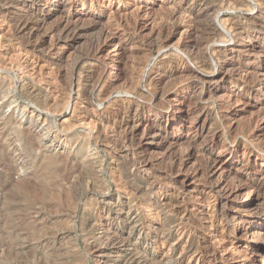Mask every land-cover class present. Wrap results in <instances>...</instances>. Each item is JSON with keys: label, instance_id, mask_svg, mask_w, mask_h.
Instances as JSON below:
<instances>
[{"label": "rangeland", "instance_id": "obj_1", "mask_svg": "<svg viewBox=\"0 0 264 264\" xmlns=\"http://www.w3.org/2000/svg\"><path fill=\"white\" fill-rule=\"evenodd\" d=\"M200 1L0 0V264H264V0Z\"/></svg>", "mask_w": 264, "mask_h": 264}, {"label": "bare ground", "instance_id": "obj_2", "mask_svg": "<svg viewBox=\"0 0 264 264\" xmlns=\"http://www.w3.org/2000/svg\"><path fill=\"white\" fill-rule=\"evenodd\" d=\"M183 1H185V0H183ZM192 3H191V5L192 6H190V7H188L189 8V10L188 11H186L185 12V10H184V12L185 13H189L190 15L191 14H194L195 13V11L198 13V14H201V13H206V12H208L209 10H210V7L208 6V5H206L203 1H200V0H190ZM222 1V0H221ZM37 2V1H36ZM181 3V2H180ZM248 4L247 3V1L246 0H227L223 5H221V7H219V9H218V11L220 10V11H224V10H233V11H236V10H238L239 9V7L240 6H242V5H244V4ZM37 4V3H36ZM220 5V4H219ZM187 8V7H186ZM217 8V7H216ZM242 8V7H241ZM244 8V7H243ZM140 10V9H139ZM176 11V10H175ZM179 11V10H178ZM183 11V10H182ZM217 12V11H216ZM147 13V12H146ZM174 13V12H173ZM112 14V13H111ZM110 14V15H111ZM177 15L179 14L178 12L176 13ZM116 15V14H115ZM219 15V14H218ZM182 17V16H181ZM189 17H192V16H189ZM110 18V17H109ZM177 18V17H176ZM218 18V17H217ZM174 19H175V17H174ZM180 19V18H179ZM185 20V19H184ZM194 20V19H193ZM229 20H231V19H229ZM245 22L244 23H242L240 26H242L241 28H245V29H247V31H240L241 29H238V28H236V27H234V25H231V22L230 21H227V19L226 20H220L219 19V25L221 26V28H222V30L223 31H221L220 29L218 30V29H216L215 31V33H217V34H219L220 35V37H222V36H224L223 38H224V41H222V43H227V42H229V41H231V40H235V38H237L238 36H242L243 37V35H244V33H248L249 31H248V29L251 27V24L253 25L254 23H252L253 21L250 19V18H247L246 20H244ZM179 22V21H178ZM215 22V21H214ZM257 22V21H256ZM212 23V22H211ZM257 24V23H256ZM217 28V27H216ZM214 29V28H213ZM263 32V31H262ZM104 34H106L105 32H104ZM213 34V33H212ZM212 36H214V35H212ZM211 36V37H212ZM217 36V35H216ZM248 36H250V35H248ZM247 36V38H251V37H248ZM207 37H209V35L207 36ZM219 37V36H218ZM257 37V36H256ZM261 37V36H260ZM264 37V36H263ZM109 38V37H108ZM107 38V39H108ZM244 38V37H243ZM106 39V38H105ZM209 39V38H208ZM261 39V38H260ZM207 40V39H206ZM249 40H251V39H249ZM216 41V40H215ZM110 42V41H109ZM214 41H212V43H213ZM236 42H237V40H236ZM206 43V42H205ZM208 43V42H207ZM217 43V42H216ZM100 44V43H99ZM198 44V43H197ZM209 44V43H208ZM214 44V43H213ZM196 45V44H195ZM201 46V45H200ZM165 47L166 46H164V45H161L160 46V48H159V53H161L164 49H165ZM193 47V46H192ZM215 47V46H214ZM103 48V47H102ZM167 48V47H166ZM178 48V47H177ZM99 49V48H98ZM220 49V48H219ZM226 49V48H225ZM216 50V49H215ZM235 50V49H234ZM242 50V49H241ZM210 51H211V49H210ZM219 51V50H218ZM218 51H216L217 53H218ZM221 51H222V49H221ZM221 51H220V53H221ZM102 52V50L100 49L99 50V53H101ZM223 52H224V50H223ZM226 52V51H225ZM211 53H212V51H211ZM210 53V54H211ZM191 54V53H190ZM193 54V53H192ZM200 54V51H199V53L197 54V55H199ZM202 54H204V53H202ZM209 54V55H210ZM219 54V53H218ZM217 54V55H218ZM189 55V54H188ZM213 55H214V53H213ZM216 55V56H217ZM220 55V54H219ZM218 55V56H219ZM225 55V54H224ZM203 56V55H202ZM206 55H204V57H205ZM212 56V55H211ZM222 56V55H221ZM226 56V55H225ZM95 57V56H94ZM198 57V56H197ZM215 57V56H214ZM189 58H190V60L191 59H196L197 60V58H195L193 55H189ZM212 58H213V56H212ZM216 58V57H215ZM95 59V58H94ZM205 60V59H204ZM204 60H201V61H204ZM200 61V59L198 60V62ZM219 61V60H218ZM216 62H217V60H216ZM197 63V62H196ZM218 63V62H217ZM201 64V63H200ZM204 64V63H203ZM222 64V63H221ZM218 65V64H217ZM223 65V64H222ZM221 66V65H220ZM224 66V65H223ZM203 67V66H202ZM210 67H212V64H211V66ZM214 67H215V65H214ZM238 67V66H237ZM206 68V67H205ZM222 68V67H221ZM240 68H242V67H240ZM239 68V69H240ZM204 69V68H203ZM210 69H212V68H210ZM218 69V68H217ZM235 69H237V68H235ZM221 70V69H220ZM220 70H219V72H220ZM224 70H225V68H224ZM202 71V70H201ZM205 71H207V70H205ZM240 71V70H239ZM243 71V70H242ZM247 71V70H246ZM189 72L191 73V75H194V76H196V78H198V80H202L204 83L206 82V83H208V86L206 87V91H205V94H210V96H211V94L213 93V88H212V86H214V84L215 83H218V82H220V81H218L217 79H211V80H207L206 78H204V77H199V76H197L194 72H193V70H190L189 69ZM213 72H215V71H211V73H213ZM233 72H235V71H233ZM208 73V72H207ZM231 73V72H230ZM236 73V72H235ZM237 73H238V71H237ZM232 74V73H231ZM74 77V76H73ZM82 79V78H81ZM232 80V82L234 81V83H236V84H245L246 82H248V80H247V77H246V73H241V71H240V73L239 74H237V75H230L228 78L227 77H224V79H223V81H222V83H224V82H226L227 80ZM248 79H251L252 80V78H251V76H250V78H248ZM255 79V78H254ZM97 80V79H96ZM228 80V81H229ZM256 80H258V79H256ZM80 79L77 81V83H75V85H74V87L75 88H77V87H79L80 86ZM108 81V80H107ZM254 81V80H253ZM97 82V81H96ZM83 83V82H82ZM254 83V82H253ZM248 84V83H247ZM250 84H251V82H250ZM79 85V86H78ZM100 85H102V84H99V86ZM106 85V84H105ZM252 85H254L256 88H259V89H261V90H263L264 89V80H258V81H256L255 82V84H252ZM98 86V85H97ZM242 86V85H241ZM101 87V86H100ZM81 88V87H80ZM92 88V87H91ZM70 89V88H69ZM98 89V88H97ZM251 89V88H250ZM253 89H254V87H253ZM73 90V89H72ZM78 91V93L80 92V89L78 88L77 89ZM82 90V89H81ZM75 92V91H74ZM82 93V92H81ZM103 93V92H102ZM101 93V94H102ZM201 94V93H200ZM79 95V94H78ZM69 103V102H68ZM68 107H70V103L68 104ZM203 110V109H202ZM199 112V111H198ZM205 114V113H204ZM210 114V113H209ZM102 117V116H101ZM162 117V116H161ZM104 118V117H103ZM104 121V120H103ZM103 123V122H102ZM106 126V125H105ZM103 128V127H102ZM113 132V131H112ZM116 143V142H115ZM110 145V144H109ZM120 146V145H119ZM116 147V146H115ZM128 148V147H127ZM136 152V151H135ZM134 152V153H135ZM129 158V157H128ZM223 201H226L225 202V204H228V200L226 199V200H223ZM228 207V206H227ZM150 212H152L153 210L152 209H150L149 210ZM154 214V213H153ZM223 214V213H222ZM226 214V213H225ZM227 215V214H226ZM154 216V215H153ZM158 217V216H157ZM229 217V219H233L235 216H233V215H229L228 214V216H227V218ZM224 218V217H223ZM152 219H154V218H152ZM156 219V218H155ZM159 219V217L156 219V221H159L158 220ZM151 220V219H150ZM152 221V220H151ZM151 221L150 222H148V226H150L151 227V225H152V223H151ZM230 221V220H229ZM159 223V222H158ZM185 231V230H184ZM174 232V231H173ZM177 232V231H176ZM175 232V233H176ZM185 233H186V231H185ZM171 234H172V232H171ZM168 236H169V234H168ZM178 236H179V238H183L185 235H184V233H181V232H178L177 233V239H178ZM158 237V236H157ZM165 238V237H164ZM169 238H170V236H169ZM168 238V239H169ZM167 239V240H168ZM170 240V239H169ZM179 240V239H178ZM175 242V241H174ZM177 242V241H176ZM163 243V242H162ZM166 243V242H165ZM187 243V242H186ZM170 244H171V242H170ZM173 245V244H172ZM164 246H165V244H164ZM169 246V245H168ZM169 247H171V245L169 246ZM174 247V246H173ZM172 249V248H171ZM181 249H182V247H181ZM184 249V250H183ZM182 250V252H186L185 250V245H184V248H183ZM173 250V253L175 254L176 252H177V249H172ZM171 250V251H172ZM181 252V253H182ZM170 253V252H169ZM174 254H171V255H174ZM180 254V253H179ZM189 254V253H188ZM209 254V253H208ZM187 255V254H186ZM185 255V256H186ZM196 255V254H195ZM179 256V255H178ZM189 256H191V255H189ZM214 256V258L216 257V253L213 255ZM171 257H173V256H171ZM185 258V257H184ZM191 258V260L192 259H194L195 258V256L194 257H190ZM197 259H198V257H197ZM199 260V259H198Z\"/></svg>", "mask_w": 264, "mask_h": 264}]
</instances>
